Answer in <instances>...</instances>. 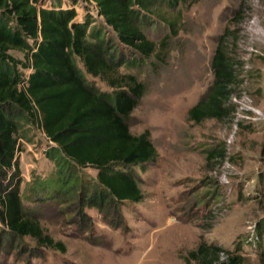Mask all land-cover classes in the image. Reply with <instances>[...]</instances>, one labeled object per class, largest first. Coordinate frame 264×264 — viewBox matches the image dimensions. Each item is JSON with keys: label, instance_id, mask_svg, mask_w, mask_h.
I'll return each instance as SVG.
<instances>
[{"label": "rangeland", "instance_id": "1", "mask_svg": "<svg viewBox=\"0 0 264 264\" xmlns=\"http://www.w3.org/2000/svg\"><path fill=\"white\" fill-rule=\"evenodd\" d=\"M75 9L92 11L94 23L103 20L93 3ZM154 14L158 23L147 36L155 41V52L141 58L121 50L134 63L119 68L144 85L128 119L130 130H148L159 154L155 163L132 167L142 200L121 203L122 220L81 205L79 179L88 185L96 171L59 166L47 157L52 142L39 125L21 119L15 156L22 203L65 251L36 249L29 237L11 238L0 220V264H264V0H184ZM217 45L237 76L229 100L235 112L195 122L188 110L213 82ZM119 47L112 49L116 55ZM10 53L24 57L18 50ZM31 72L23 70L25 76ZM252 107L261 119L242 117L245 111L254 114ZM211 149L223 154L208 159ZM69 173L68 185L76 179V186L62 191L57 177ZM201 244L208 254L193 257ZM213 246L220 248L217 258Z\"/></svg>", "mask_w": 264, "mask_h": 264}, {"label": "trees", "instance_id": "2", "mask_svg": "<svg viewBox=\"0 0 264 264\" xmlns=\"http://www.w3.org/2000/svg\"><path fill=\"white\" fill-rule=\"evenodd\" d=\"M80 1L95 3L103 20L94 23L89 9L79 14L75 6ZM181 2L184 0H0V220L11 238L29 237L38 245L36 249L65 251L63 243L46 233L37 216L22 203L15 156L21 119L39 125L52 142L47 157L59 166L70 172L83 167L96 171L88 185L79 179L77 201L81 205L102 215L116 214L122 220L120 204L142 200L143 191L132 167L155 163L159 154L148 130L138 134L130 130L128 119L144 85L134 74L119 71L134 63L121 50L148 58L156 50L155 41L147 36L148 29L158 23L154 13ZM166 40L163 37L161 44ZM117 46L118 55L112 50ZM11 50L22 52L23 59L14 57ZM29 67L32 72L25 76L23 70ZM211 68L212 84L188 110L189 119L195 122L234 111L230 87L237 76L220 45L215 48ZM86 74L111 90H102ZM217 154L223 153L211 149L207 158ZM69 174L68 178L57 177L62 191L76 186V179L68 185ZM212 250L217 258L220 248L213 246ZM208 251L201 244L192 256L205 258Z\"/></svg>", "mask_w": 264, "mask_h": 264}, {"label": "built area", "instance_id": "3", "mask_svg": "<svg viewBox=\"0 0 264 264\" xmlns=\"http://www.w3.org/2000/svg\"><path fill=\"white\" fill-rule=\"evenodd\" d=\"M91 3H93V2H91ZM80 4L81 5H88V4H90V2H86V1H81L80 2ZM94 5H95V3H93ZM95 8H96V6H95ZM96 12H97V9H96ZM232 99L234 100V101H238L237 99H236V97L235 96H232ZM252 110L254 111V114L250 111H245V112H247L248 114L247 115H243L242 117L243 118H248V119H250V120H252V121H256V120H259V119H261V112H259L256 108H254V107H252ZM235 112V111H234ZM236 115H238V111L236 112Z\"/></svg>", "mask_w": 264, "mask_h": 264}]
</instances>
